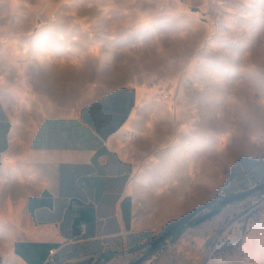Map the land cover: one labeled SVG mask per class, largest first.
Wrapping results in <instances>:
<instances>
[{"label":"crops","instance_id":"0c3cea01","mask_svg":"<svg viewBox=\"0 0 264 264\" xmlns=\"http://www.w3.org/2000/svg\"><path fill=\"white\" fill-rule=\"evenodd\" d=\"M36 39L18 40L0 22V264L121 260L172 211L174 195L181 205L188 197V105L157 82L94 94L91 80L60 71L70 64L55 54L61 47ZM252 170L242 165L235 179ZM211 233L186 238L190 262L264 264L261 225L203 258Z\"/></svg>","mask_w":264,"mask_h":264},{"label":"rangeland","instance_id":"374dc122","mask_svg":"<svg viewBox=\"0 0 264 264\" xmlns=\"http://www.w3.org/2000/svg\"><path fill=\"white\" fill-rule=\"evenodd\" d=\"M0 22L18 40L38 37L61 47L55 54L70 64L60 71L77 82L91 80L94 94L132 81L157 82L163 85L157 90L167 88L188 105L181 121L190 146L188 197L183 191L181 205L174 195L172 211L144 245L107 264H130L169 222L220 194L264 182V0H0ZM172 111L177 134L180 113ZM242 165L252 173L235 179ZM220 209L174 231L142 264H203L190 262L186 238L205 232H212L213 246L231 228L239 246L255 225L264 227V189ZM210 246L203 258L225 251L212 255Z\"/></svg>","mask_w":264,"mask_h":264},{"label":"water","instance_id":"95a60500","mask_svg":"<svg viewBox=\"0 0 264 264\" xmlns=\"http://www.w3.org/2000/svg\"><path fill=\"white\" fill-rule=\"evenodd\" d=\"M263 189H264V182L251 189L230 196H225L220 194L215 200L200 206L195 211H192L188 214H185L169 222L165 226L164 230L158 236L149 240L148 250L130 264H142L145 263L146 261H149L150 257L163 245L164 242H166L169 239V237L174 233V231L177 230L179 227L186 225L189 221L195 220V224L199 225L209 220L211 217L217 215L221 211L220 206L234 203L240 199H244L245 197H248ZM217 205L219 207L216 208L215 206Z\"/></svg>","mask_w":264,"mask_h":264},{"label":"built area","instance_id":"2783aa9c","mask_svg":"<svg viewBox=\"0 0 264 264\" xmlns=\"http://www.w3.org/2000/svg\"><path fill=\"white\" fill-rule=\"evenodd\" d=\"M166 97H168V95H166ZM230 229L231 228H227L223 232V234L219 235L216 238L210 252L212 255H215V253H217L221 248L228 250L235 246L234 245L235 240L232 237V234L230 233ZM44 264H61V263L54 258L53 254H51Z\"/></svg>","mask_w":264,"mask_h":264},{"label":"trees","instance_id":"16d2710c","mask_svg":"<svg viewBox=\"0 0 264 264\" xmlns=\"http://www.w3.org/2000/svg\"><path fill=\"white\" fill-rule=\"evenodd\" d=\"M183 227H184V226H181V227H179V228H178L177 230H175V231H176V232H177V231H180V230L183 229ZM142 245H144V244H142ZM142 245L140 244V245L135 246L133 249L130 250V252L133 253V252L137 251L139 248L142 247ZM116 255H117V253H109V254L105 255V256L103 257V259L99 261L98 264H104V263L107 264V263L110 262V261H111Z\"/></svg>","mask_w":264,"mask_h":264}]
</instances>
